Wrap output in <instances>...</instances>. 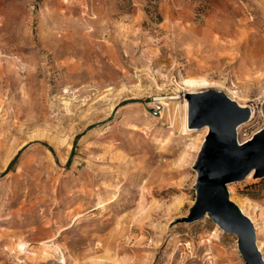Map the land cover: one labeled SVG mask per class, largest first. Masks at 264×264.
I'll use <instances>...</instances> for the list:
<instances>
[{"label":"rangeland","instance_id":"1","mask_svg":"<svg viewBox=\"0 0 264 264\" xmlns=\"http://www.w3.org/2000/svg\"><path fill=\"white\" fill-rule=\"evenodd\" d=\"M210 90L252 108L240 143L264 129V0H0V264H247L183 221ZM228 190L264 260V178Z\"/></svg>","mask_w":264,"mask_h":264},{"label":"water","instance_id":"2","mask_svg":"<svg viewBox=\"0 0 264 264\" xmlns=\"http://www.w3.org/2000/svg\"><path fill=\"white\" fill-rule=\"evenodd\" d=\"M188 99L189 126L208 127L209 134L197 163V202L183 221L193 222L208 215L225 232L238 236L247 264H264L254 224L231 201L228 190L229 184L244 180L252 172L256 178H264V129L240 143L238 128L250 120L249 107L220 91L191 93Z\"/></svg>","mask_w":264,"mask_h":264},{"label":"bare ground","instance_id":"3","mask_svg":"<svg viewBox=\"0 0 264 264\" xmlns=\"http://www.w3.org/2000/svg\"><path fill=\"white\" fill-rule=\"evenodd\" d=\"M24 66V65H23ZM24 69V68H23ZM15 71V70H14ZM16 72V71H15ZM17 76V75H16ZM21 78V77H20ZM26 79V77H25ZM185 84L189 87L192 88L191 92H195V90H193V88H198V87H202V86H208L210 85V82L207 81L206 79H187L185 80ZM183 103L182 104V109L184 110V116H183V119H184V122H183V125H184V130H187L188 129V119H189V103H188V100L187 99H184L183 100ZM166 106H168V104L164 103ZM181 109V108H180ZM251 110V115H250V119L253 117L254 115V112L252 110V108L250 109ZM248 141V140H247ZM246 142V141H245ZM244 143V142H243ZM253 174V172L248 176V177H251ZM113 199V198H112ZM112 201H115V200H110L109 203H111ZM108 203V204H109ZM113 203V202H112ZM104 206V205H103ZM241 211L245 214V211L243 208H240ZM219 226V225H218ZM21 247L24 246V244H20ZM260 248V247H259Z\"/></svg>","mask_w":264,"mask_h":264}]
</instances>
